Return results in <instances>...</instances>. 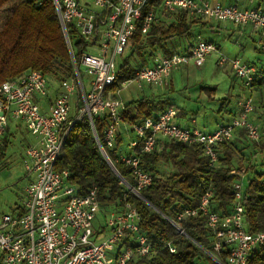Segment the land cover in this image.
<instances>
[{
	"label": "built area",
	"instance_id": "built-area-1",
	"mask_svg": "<svg viewBox=\"0 0 264 264\" xmlns=\"http://www.w3.org/2000/svg\"><path fill=\"white\" fill-rule=\"evenodd\" d=\"M53 2L67 45L72 48L71 37L75 34L90 44L82 55L81 67L94 76V81L92 90L86 92L78 68V72L75 71L76 82L62 83V91L50 103L47 114L42 112L40 104L48 99L50 91L48 78L43 72L31 70L23 77L0 86V164L1 147L11 121L23 124L35 139L34 145L29 146L26 152L30 159V162H25L26 169L35 178L26 188L24 213L4 215L0 221L3 264H132L136 259L153 253L148 237L141 233L142 219L138 209L127 203L120 212L105 214L96 188L81 195L79 188L70 181L69 171L56 169L71 126L84 116L92 124L95 118H108L103 141L109 150L117 149L126 104L109 88L119 76L117 59L124 56L141 20L143 36L150 33L157 13H185L205 22L232 24L239 29L251 28L264 38V8H241L237 4H221L217 0H164L144 18L149 0ZM218 52L215 43L199 39L187 53H175L171 57L156 54L150 66L136 69L134 78L123 85L134 83L140 88L145 84L164 88L174 71L191 63L202 67L212 54ZM218 65H230L233 76L243 82L250 96L238 102L236 117L211 133L179 125L178 111L174 107L131 127L135 135L129 145L132 153H118L116 162L110 161L114 166L119 163L131 170L136 186L130 191L136 197L153 182V175L141 168L140 158L135 152L137 149L141 154L155 153L163 149L161 142L165 140L186 146L200 145L203 155L214 166L220 158L219 147L234 141L239 132L244 131L250 142H260V129L250 121V117L256 109L253 87L263 79V73L239 58L221 56ZM78 87L81 89L82 106L77 109L75 119L71 120V99ZM99 143L107 154L100 140ZM245 174L243 169L231 172L232 176L242 179ZM232 191L234 208L230 214L224 216L217 210L214 190L210 189L200 198L198 209H185L177 220L206 218V227L213 241L209 255L217 264H223L218 257L223 251H228V264H250L252 254L264 245V231L250 233L246 229L242 181L236 180ZM100 214L104 216L103 222L99 219ZM172 225L177 235H186L179 224L172 222ZM168 247L171 254L176 253L172 244Z\"/></svg>",
	"mask_w": 264,
	"mask_h": 264
},
{
	"label": "trees",
	"instance_id": "trees-1",
	"mask_svg": "<svg viewBox=\"0 0 264 264\" xmlns=\"http://www.w3.org/2000/svg\"><path fill=\"white\" fill-rule=\"evenodd\" d=\"M11 1L0 0V11ZM163 1L149 0L143 17L152 8H158ZM263 5L264 0H259L257 8H263ZM167 19H170V24H167ZM142 24L143 20L139 22L136 32L129 40L127 48L133 47L132 53L126 59H123L124 56L121 58L123 62L119 66V76L116 83L109 88L111 92L121 90L125 82L132 80L136 69L150 66L156 54L171 57L176 53V48L182 45L183 49L179 53L189 52L196 42L193 27L200 24V20L185 13H157L147 36L142 35ZM71 40L74 58L80 70L82 55L90 44L76 34ZM176 41L183 43L176 46ZM144 50L149 52L145 54ZM134 56L139 58L138 63L133 61ZM31 70L41 71L47 76L49 89L58 84L61 86L65 81L76 82L72 57L53 0H22L0 29V86L6 81L26 75ZM259 70L263 73V79L256 82L253 88L254 92L264 96V69ZM208 92L211 95L214 91ZM81 105L80 94L78 107ZM225 105L226 102L222 108ZM165 108L166 104L163 102L143 98L126 105L122 120L133 127L142 124L145 119L157 117L167 109ZM94 125L108 157L116 162L123 143L121 137H117V149L109 150L103 141L108 118H95ZM262 138L263 135L261 140ZM6 139L7 136L4 139V148L3 145L1 147V157L3 149L8 147ZM238 139H241L240 134ZM241 142L249 147L252 143L232 141L228 145L220 146V158L214 166L203 155L200 145L186 146L165 140L161 142L163 149L155 153L141 154L137 149L135 152L140 158L141 168L153 175L151 186L141 192L143 200L132 194L111 169L101 153L90 119L84 116L71 126L56 169L61 172L69 171L70 181L79 188L81 195L96 188L101 210L105 214L118 213L127 203H132L138 209L142 219L141 233L148 237L153 253L149 257L136 259L132 264H217L209 255L213 250V241L206 227V218L199 216L182 222H178L177 218L185 209H198L200 198L210 189L214 190L213 200L217 210L224 216L230 214L234 208L232 185L236 180L242 181L241 177L231 175L233 170L242 169L240 163L236 165V155L243 150L239 148L243 144ZM254 146H257L256 143ZM260 146L262 148L264 145ZM162 163L170 165L174 171L166 179L156 174ZM115 166L121 177L135 187L131 170L119 163ZM243 196L247 231L263 232L264 173L255 172L252 177L247 178L243 185ZM23 213L21 208L19 214ZM172 222L179 224L186 235H177ZM168 244L175 247V254L170 253ZM228 255V251L219 254L223 264H228ZM250 264H264V245L252 254Z\"/></svg>",
	"mask_w": 264,
	"mask_h": 264
},
{
	"label": "rangeland",
	"instance_id": "rangeland-1",
	"mask_svg": "<svg viewBox=\"0 0 264 264\" xmlns=\"http://www.w3.org/2000/svg\"><path fill=\"white\" fill-rule=\"evenodd\" d=\"M22 0H12L0 11V29L3 28L8 19L12 16L14 9L21 3ZM221 4H227L230 0H219ZM249 3L256 1L250 0ZM170 24V19L166 20ZM221 24V25H220ZM213 28L210 25L202 26L198 24L193 27V36L201 35L204 40H213L217 46H221L218 53L212 54L204 66L196 67L193 63L184 65L181 71L176 70L172 73L171 78L175 76L174 89L167 90L165 97L175 103V109L184 110L190 118H196L198 126L210 131L216 130V121H228L238 110V102L245 100L250 96L249 92L245 89L243 82L234 77L230 65L220 67L218 60L221 56L230 59L239 58L243 63L253 62L252 66L262 68L264 66V38L260 34L252 32V29L247 30L246 34L238 27L227 23H214ZM252 33L254 35H252ZM258 34V35H257ZM182 45V41L175 42ZM186 43V42H185ZM184 43V44H185ZM183 47V45H182ZM182 47H177L176 53L182 51ZM133 47L127 48L123 59L128 58L132 53ZM145 54L149 51L144 50ZM123 59H117L118 66L122 65ZM133 61L138 63L139 58L134 56ZM188 66V67H187ZM82 76L86 86V92L92 90V82L94 76L81 67ZM178 71V72H177ZM23 77V76H22ZM21 78V77H20ZM18 79V78H17ZM57 85V83H56ZM59 85V84H58ZM124 90L133 92V95L138 94V86L134 83H127ZM147 86H144L146 90ZM206 89V90H203ZM80 88L77 89V97H80ZM208 90H212L210 95ZM202 96V97H201ZM204 97V99H203ZM255 103V114L250 117L251 122L259 127L261 136L263 138L257 146L252 144L244 131L240 132V141H248L251 146H245L243 142L239 148L243 149L236 155V165H239L245 171H248L242 179L243 185L247 182L248 177H252L255 172L264 173V102H259L253 94ZM43 102V101H42ZM41 102V103H42ZM226 102L225 109L222 116L218 114L219 109ZM228 103V104H227ZM82 106V105H81ZM78 105H72L71 120L76 117L77 109L81 108ZM258 106V107H257ZM195 113V114H194ZM18 122L13 123V125ZM20 131L13 133L11 138V145L8 150L6 161L8 167L0 171V221L4 215H14L19 213L21 208L24 207L26 199V188L35 178V175L29 173L26 169L25 162H30L27 156V149L29 146L34 145V137L28 133L25 126ZM121 129H129L125 125L120 126ZM15 131V127L12 129ZM131 136V139H130ZM129 137H124V142L121 149L128 152V146L134 134ZM30 144V145H29ZM245 148H244V147ZM173 169L170 165L162 163L157 169V175L161 178H168ZM100 221H104V216L100 214ZM1 264V253H0Z\"/></svg>",
	"mask_w": 264,
	"mask_h": 264
},
{
	"label": "crops",
	"instance_id": "crops-1",
	"mask_svg": "<svg viewBox=\"0 0 264 264\" xmlns=\"http://www.w3.org/2000/svg\"><path fill=\"white\" fill-rule=\"evenodd\" d=\"M218 2H219V0H217ZM249 1L250 0H238V1H236V0H230V2L229 3H227V5L228 4H237L238 6H240L241 8H254V7H258L259 6V0H254V1H256V5L254 6V3H249ZM236 2V3H235ZM263 8H264V5L262 6ZM215 22H205V21H202V20H200V24H206L207 26L208 25H210L211 26V28H213V24H214ZM221 25V24H220ZM232 25V24H231ZM242 30V33L243 34H246V32H247V30H250V28H245V29H241ZM252 32H254V30L252 29ZM255 34H256V32H254ZM252 35H254L253 33H252ZM258 35V34H257ZM196 38V41L197 40H199V39H202V40H204L203 39V37L201 36V35H198V36H196L195 37ZM262 38V37H261ZM263 39V38H262ZM206 41H209V42H213V43H215L213 40H206ZM187 44V43H186ZM218 48L219 49H221V46L219 45L218 46ZM247 64H252V65H254L255 63H253V62H247ZM205 65V64H204ZM203 65V66H204ZM183 67L184 66H182L180 69H179V71H181V69H183ZM188 67V66H187ZM197 67V66H196ZM259 69H264V66H262V68H259ZM178 72V71H177ZM175 84V76H173L171 79H170V81H169V84L166 86V87H164V88H159V87H157V88H154V87H151V86H149V85H143L142 86V88H140L138 85V94L137 95H133V92H130V91H126V90H124V86L126 85H123L122 86V89L121 90H118V91H116L115 92V96L117 97V98H119V99H121L126 105L127 104H129V103H132V102H135V101H138V100H141V99H143V98H153V99H155V101L156 102H163V103H165L166 104V108H168V107H175V103H173L172 101H170L169 99H167L166 97H165V94H166V92H168L167 90H170V89H174V85ZM144 86H147V88H146V90L144 89ZM62 91V89H61V86H52L51 88H50V91H49V96H48V99H46V100H43V102L42 103H40L41 104V109H42V112L44 113V114H47L48 113V107H49V105H50V103H52L54 100H55V98L59 95V93ZM212 94V93H211ZM254 95H255V97H256V100H257V96H258V100H260L259 102H264V96L261 94V93H259V92H257V91H255L254 92ZM202 97V96H201ZM203 99H204V97H203ZM78 97H77V95L75 94L74 96H72V99H71V104L72 105H78ZM262 106H264V104L262 105ZM258 107V106H257ZM165 108V109H166ZM178 111V117H177V123L179 124V125H181V126H184V127H197V128H199L200 130H202L203 132H205V133H211L212 131H210V132H208L209 130H207V129H205V128H201L200 126H198V122H197V120H196V118H190L188 115H187V113L184 111V110H182V109H178L177 110ZM224 111H227L225 108H222L221 107V109H219V111H218V114L220 115V116H222L223 114H224ZM238 111H239V108H238V110H237V113L236 114H234L228 121H216V130L220 127V126H223V125H225V124H227V123H229L234 117H236V115L238 114ZM228 112V111H227ZM195 114V113H194ZM255 114V113H254ZM253 114V115H254ZM159 115V114H158ZM252 116V115H251ZM222 119H224L223 118V116H222ZM250 121H251V118H250ZM13 123H15V121H11V123H10V126H9V130H8V134H7V139H6V142L8 143V147H7V149L6 150H4L3 149V156L1 157L2 158V162H1V164H0V171H2V170H4V169H6L7 167H8V163L7 162H5L6 161V157H7V155H8V150H9V147H10V145H11V138L14 136L13 135V133H16V132H18V131H20V129H21V127H18V125H20L19 123L18 124H15V125H13ZM17 123V122H16ZM122 125H125V126H127V127H130L129 129H121L120 128V131H119V135L118 136H120L121 137V139H122V142H124V137L125 136H127V137H129L131 134H133L132 133V128H131V126L129 125V124H125V123H123ZM15 127V131H13L12 129ZM215 131V130H214ZM239 134H240V132L236 135V137H235V139H234V141H240L239 139H238V136H239ZM130 139H131V136H130ZM35 140V139H34ZM4 142L5 141H3V148H4V146H5V144H4ZM35 142V141H34ZM34 144V143H33ZM123 144V143H122ZM30 145V144H29ZM129 147V146H128ZM119 153L121 154V153H123V154H130V153H132V150L130 149V148H128V152H124L122 149H121V147L119 148ZM1 264H3V256H2V254H1Z\"/></svg>",
	"mask_w": 264,
	"mask_h": 264
},
{
	"label": "water",
	"instance_id": "water-1",
	"mask_svg": "<svg viewBox=\"0 0 264 264\" xmlns=\"http://www.w3.org/2000/svg\"><path fill=\"white\" fill-rule=\"evenodd\" d=\"M68 47H69V50H70V54H71V57H72V61H73V65H74V68H75V71L78 72V67H77V64H76V61H75V58H74V53H73V50L72 48L70 47V45L68 44ZM92 127H93V130H94V134H95V137L98 141V144H99V147H100V150H101V153L102 155L104 156V158L106 159V161L108 162V164L110 165L111 169L118 175L119 178H121V180L123 181V184L129 189V190H133V186H131L126 180H124L121 175L119 174L117 168L112 164V162L110 161V158L108 157V155L106 154V152L103 150V148L101 147L100 143H99V138L97 136V132H96V128L94 126V124H92ZM139 198L140 199H143L144 198L142 197V195L140 194L139 195Z\"/></svg>",
	"mask_w": 264,
	"mask_h": 264
}]
</instances>
